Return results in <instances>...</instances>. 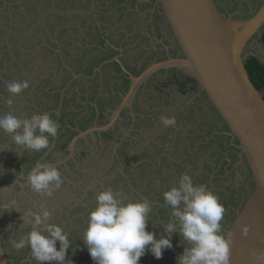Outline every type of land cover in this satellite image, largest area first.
I'll return each mask as SVG.
<instances>
[{"label":"rangeland","instance_id":"1","mask_svg":"<svg viewBox=\"0 0 264 264\" xmlns=\"http://www.w3.org/2000/svg\"><path fill=\"white\" fill-rule=\"evenodd\" d=\"M25 1L0 0V42L2 41L0 45L5 44L7 46L6 51L9 50V47L10 49L13 47V37L19 33L17 29L28 26V23L37 16L32 11L27 10L28 6L25 4ZM68 1L67 8L65 7L61 10L58 4L59 0H56L51 5L52 7L45 8L46 10L42 14L45 15L55 9L61 14H69L70 11L84 12L89 17L87 20L89 23H92V29L96 34L90 37L85 36L86 39L84 41V37L81 36H84V32L86 34V27L76 25L80 27L79 31L72 32L74 38L78 37L77 40L76 38L73 40V50H79L78 53H81V55H83V50L89 47L90 49L99 48V50L94 49L91 53H88L91 57L94 55L100 57L105 53L108 54L109 51H107L106 45L111 43L115 46V50H120L119 58H129L138 73L152 62L166 59L168 55H177L179 51L159 0ZM216 1L220 4L223 12L240 18H246L254 14L264 2V0ZM129 2L131 7L126 8ZM81 3L84 5L68 10ZM158 3L160 6L156 7ZM39 4L42 7L44 6L43 2ZM132 4L136 9L138 7V9H133ZM15 6H17L16 9H14ZM154 6L158 17L154 16L152 12ZM31 7L29 6V8ZM129 12L132 13L129 14ZM30 30L25 32V34H28ZM101 30L104 32V35H102L104 38L103 43H100L97 33ZM137 30L143 33L142 36L135 35L134 32ZM64 33L61 32L59 38L62 36L61 40L70 39L69 35ZM146 35L149 36V40L145 38ZM8 37L11 40L9 44H7L9 40H6ZM136 41L141 44L144 43V45H137L138 48H136ZM21 42H24V39ZM68 46L64 47L59 42V50H63L62 48L66 47L70 49ZM73 50L62 54L66 62L69 60L66 58V54L70 55V59L76 58ZM251 54L257 56L264 63V26L254 35L244 50L246 58ZM7 56L0 62L4 66L3 71L14 63V60ZM111 60L112 58L95 69L93 76L86 74L85 70H87L88 64L82 65V63L76 61L75 65L67 67L66 65L57 63L58 69L56 68L55 61H52V65L55 67H47L42 62L43 74L41 75L43 78L47 74L48 77H52L53 79H50V83L59 84V74L62 71V66L71 72L72 77L66 86L60 92L59 89L56 90L59 92L57 95L59 98V108L56 110L59 111L60 107L65 106L67 112L71 111L73 113L77 111L79 116L84 115L86 112L89 114H94L95 112L97 115L94 125L106 124L116 109V106L113 107L115 103H112L110 95H112L113 91H116L115 87H121L124 83L123 74L108 67V63H111ZM21 65L23 66V63ZM175 68L177 70L174 67H169L167 70L160 69L154 72L138 87L131 101L132 109L127 110L125 115H121L122 118H120L122 120L118 123L120 126L116 129L111 128L110 135L105 137L99 138L96 132H93L81 138L79 140L81 142L78 143L73 155L69 154L70 146L67 149L62 148V142L64 141L62 134H68V132L65 133L66 127H64V131L59 129V135L54 139L49 138L51 143L50 149L47 148L34 162L26 163L25 160L32 156L35 151L15 144L11 134H9L10 141L2 145L4 136L7 133L0 130V168H2L0 170V234L10 264H38V261L32 257L29 247L17 250L12 246L11 241L19 240L30 231V225L23 223V213H26L29 209L38 211L41 205L46 206L51 211L52 217L50 222L62 226L69 236L71 245L67 249L65 264H87L84 258L85 256H89V251L82 238L87 228L86 223L88 222L90 209L96 204L95 197L90 194V190L94 191L97 188L105 189L109 187V184H112L114 175L113 164H115L116 157L120 156V149L126 137L129 136L136 139L138 135V138L141 137L143 139V144H148L153 141V137L156 134H159L158 132L161 128L166 129L160 120L162 115H166L169 118L174 117L176 121L175 126L180 131H174L169 135V138L161 134L165 140V154L169 157V172L167 173L166 170L167 165H164L165 167L162 172L158 174L152 173L149 179L142 180L138 178L135 183L131 184L134 187L135 185L139 186V188L134 189L139 193L136 199H148L152 204L147 229L155 232L157 238L161 235H167L163 224L169 221L171 209L166 205L163 193L178 183L181 174L188 173L196 184H206L217 195L224 207L221 226L222 233L226 235L237 212L242 208L254 187L253 175L245 159H242L240 156V150L236 146V141L226 132L227 130L220 129V126H214L210 131L209 123L203 124L201 122L209 121V118H213L216 113H211L206 108L201 109L197 105V103L200 106L205 105V101L200 100V98H206V95L201 92L200 88L194 91L189 90L186 93H182L181 91L179 93L176 90V76L183 79L182 77L187 73L182 68ZM9 69L10 75L9 77H5L4 80L6 81L0 80L5 85L0 90V95L6 94V85L12 82L8 80L14 78V74H12L14 70L10 67ZM49 73H53L54 77L49 75ZM32 74L34 78L35 74ZM19 76L21 79L23 78L22 72H20ZM57 92L54 93V96H56ZM121 92L123 93L120 98L126 94V91L121 90ZM101 95L104 96L103 101L107 104L104 110V112L107 111L106 118L102 121L98 114L100 110H97V107L100 106L99 96ZM31 97L24 94V97L19 98L17 95V99L15 96L12 99L15 103L17 100L21 101L23 99L24 104H27ZM136 105L139 108L137 112H135L133 107ZM188 107L193 108L197 116L200 110L207 111V114L199 116L195 122H191L183 118V113L187 111ZM11 108L13 112L14 107H9V105L2 107L0 105V110L5 109L6 111H10L9 109ZM31 112H33L32 114L42 113L41 107L32 105ZM13 114L20 117L19 114ZM58 114L60 115L59 112ZM143 118L147 119V121L139 123V120ZM55 120L58 123V119L55 118ZM198 124H201L200 129L197 128ZM202 124L203 128H206L204 132ZM195 128L198 129L199 133H202V136H198L199 139L195 140V146L191 148L192 143L188 130H194ZM135 131L137 132L136 136ZM195 134L193 132L192 136H195ZM169 139L172 141L167 142ZM177 142H179V146L175 145ZM205 143L207 144L205 145ZM58 144L60 147L56 148ZM168 145L172 146L169 147ZM16 148H18L19 152L16 151ZM168 149L173 150V152L169 153ZM83 151L85 154H81ZM17 155H20L23 163L18 162V159H16ZM173 161L176 163L174 164ZM38 162L52 164L62 174L64 182L60 189L54 191L51 197L42 198L31 190L27 181L28 174ZM115 166L116 171L122 170L124 163L120 162ZM151 169H147L146 173L149 174ZM107 170H111L112 173L104 175V172L107 173ZM137 172L136 167L131 168L132 175H137ZM148 184H150V187L147 186ZM147 188L149 191L145 192ZM161 198L163 199L161 200ZM78 204H80L81 208L78 207L77 209L82 210L75 212L73 208ZM5 207L13 208L7 209ZM83 229L84 231H82ZM171 241L172 247L164 249L162 258L157 259L151 251H146V254L141 257L140 264H177V257L184 252L187 243L184 242L179 232L172 234ZM56 247L57 249L60 248L59 241H57ZM42 264H60V262L44 261Z\"/></svg>","mask_w":264,"mask_h":264},{"label":"clouds","instance_id":"2","mask_svg":"<svg viewBox=\"0 0 264 264\" xmlns=\"http://www.w3.org/2000/svg\"><path fill=\"white\" fill-rule=\"evenodd\" d=\"M28 86L26 81L6 85L13 95L20 94ZM6 103L11 107L14 101L9 98ZM160 120L165 127L176 123L174 117L166 115ZM58 128L57 121L47 112L24 118L12 112L0 115V130L11 134L15 144L32 151L49 148V138L57 136ZM27 181L31 190L42 198L51 197L64 182L56 166L42 162L31 169ZM163 198L171 212L169 221L163 224L167 235L157 238L155 232L147 229L152 211L148 199L132 200L127 193L111 187L98 191L82 238L96 264H140L146 251L160 259L164 249L172 247L171 237L175 232L187 242L184 252L177 257V264H230V241L222 233L221 226L224 207L206 184H196L188 173H183L176 185L164 191ZM51 217V211L44 205L38 211L27 210L22 219L30 225V231L11 244L17 250L29 247L38 264L44 261L65 264L71 245L69 236L62 226L50 222ZM248 231L247 227L243 228L245 235ZM253 255L256 260L264 261V252Z\"/></svg>","mask_w":264,"mask_h":264},{"label":"water","instance_id":"3","mask_svg":"<svg viewBox=\"0 0 264 264\" xmlns=\"http://www.w3.org/2000/svg\"><path fill=\"white\" fill-rule=\"evenodd\" d=\"M173 37L177 55L156 60L140 73L117 60L131 81L109 121L79 132L70 143L73 155L79 140L93 132L113 128L138 87L154 72L169 67L184 69L195 78L201 92L236 141L254 179V187L227 231L230 264H264L253 253L264 252V96L246 68L244 50L264 26V2L252 16L240 19L220 10L216 0H159ZM249 229L247 235L243 228ZM0 264H10L0 234Z\"/></svg>","mask_w":264,"mask_h":264},{"label":"trees","instance_id":"4","mask_svg":"<svg viewBox=\"0 0 264 264\" xmlns=\"http://www.w3.org/2000/svg\"><path fill=\"white\" fill-rule=\"evenodd\" d=\"M56 0H42L39 1L38 0H26L25 4L28 6L27 10L32 11V13L37 16L34 17V19H32L29 23L28 26L24 27V28H18L17 30L19 31L18 35L13 37L14 40V44H13V49L11 50H7L6 48L7 46L5 44L0 45V62H2L4 60V58L6 57V55H8L10 57V59L14 60L13 63V67L14 70H20L22 71L23 66L21 65L22 60L25 62V68L27 69L26 71L29 72H25V76H23V78H29L32 77V85L35 84L36 79H40V83L39 86H48V91L45 92L43 90L41 96L37 95L38 98H40V100L35 101L32 99L33 102H35L36 104H34L35 107H41V112H50L51 117L55 120V118H59V128H58V133H59V129H62L64 131V127H66V132H68V134H62V136H64V141L62 142L63 149H67V147L69 146V144L71 143L72 139L80 132V131H84L87 128H89L91 125L95 124V117H96V113L94 112L89 114V113H85L82 116H79L77 114V111H74L73 113L71 111H66V107L63 106L62 108L60 107L59 109V113L58 114L57 110L55 111V109L59 108V98H58V94L60 92L61 89H63L66 84L68 83L69 79L72 77L71 76V72L66 68L62 66V71L59 74V84H55V83H50V79L52 80V77H48V74L46 75V78L41 79L39 77V75L35 74V77L33 78V74L34 73V66L40 64L41 61L38 62V57H39V51L37 53H34V55L32 56V60H27L24 59L23 57L26 55L23 53V48H22V44L24 43L26 47L30 48L33 47L37 44H39V39L43 40L45 37H47V39H49V31L51 34L55 33V29L59 26V30L57 31L58 33L56 34V37L59 38L60 33L61 32H65L64 34H68L70 39L67 40H61L62 36L59 38V42H61L63 44V46L65 47L66 45L70 48L68 49L66 48H62L63 50L58 52H55V49L57 47L56 45H53V49L47 47V50L42 49L41 52V58L42 61L44 62L45 66L47 67H55L54 65H52V61L56 62V68H58L57 63H60V65H66L67 67H72L73 65H75L74 63L77 61L79 63H82V65L88 64L86 74L88 76H93L95 74V69H97L98 67L101 66L102 63H105L106 61L110 60L111 58H113L115 55L120 54V50L116 49L115 47L112 46L111 43H108L106 45L107 47V51H109L108 54H104L100 57H98V55H94V56H89L88 53H91L94 49H98L99 48H85L83 50V55H81V53H78V51H74L73 47H72V43L73 40L76 38V40L78 39V37H73L72 32L75 31H79L80 27L76 26V25H80L81 27H86V34L84 32V41L86 39L85 36H91L93 34H96L93 29H92V23H89L87 18V15L84 12H74V11H70L69 14H61L59 12H57L55 9L47 14H42V12L44 10H46L45 8H51L53 2ZM132 1H136V0H132ZM38 2V4H37ZM44 3V6L42 7V5H40L39 3ZM68 0H59V8L61 10H63L69 3ZM91 2V1H90ZM81 5H84L83 3L81 4H77L75 7H71L68 10H72L75 8L80 7ZM29 6H32L31 8H29ZM17 6L14 7V9H16ZM67 8V7H66ZM31 13V12H30ZM16 15V14H15ZM39 18V19H38ZM38 19V20H37ZM39 21H41L42 23L40 24ZM33 25V26H31ZM36 25V26H35ZM73 25V26H72ZM31 29V30H30ZM60 29L62 30L60 32ZM29 34H25V32L29 31ZM98 39L100 41V43H103L104 38L102 37V35H104V32L98 31ZM80 37V38H81ZM29 38H32V41L29 40ZM24 39V42H21V40ZM6 40L7 44L10 43V38L8 37ZM2 42V41H1ZM0 42V43H1ZM85 43V42H84ZM66 44V45H65ZM51 45V44H50ZM73 50V52L76 54V58L74 59H70V55L66 54V58L69 59L67 62L63 59L62 54L63 53H68L69 51ZM56 54H55V53ZM104 52V51H103ZM13 54H15V56H13ZM11 57H15V58H11ZM121 60L124 62L125 66L128 68V70H130L133 73L135 72V69L133 66H131L128 63V59L121 57ZM33 61V62H32ZM35 63V65L30 66L31 63ZM78 64V63H77ZM246 68L249 72V75L251 76L252 81L254 82L255 86L257 87V89L263 93L264 96V63H262L257 57L255 56H250L247 60H246ZM107 65V64H106ZM109 65V66H108ZM108 67L113 68L114 70L118 71V73H122L123 74V79H124V83L121 87H115L116 91H113L110 95V99L112 101V103H115L113 107H115L118 103H120V101L122 100V97L120 98L121 94L123 92H121V90L123 91H128L129 87H130V79L129 76L124 72V70L122 69L120 63L117 60H111V63H108ZM111 65V66H110ZM2 66V65H1ZM105 66V65H104ZM10 67V66H9ZM59 69V68H58ZM175 70H177L174 67ZM161 70H167V69H161ZM110 72H112L110 70ZM141 72V71H140ZM138 72V73H140ZM179 72V71H178ZM43 74V72H42ZM49 75L54 77L53 73H49ZM177 78V83H176V90H181V92H187L189 89L190 90H197L198 89V82L195 80V78L189 76L188 74L184 75V77H182L183 79H181L179 76H176ZM59 89V92H57L56 90ZM127 89V90H126ZM179 90V92H180ZM57 92L54 96V93ZM95 92V91H94ZM125 92V93H126ZM46 97V98H45ZM99 107H97V110L99 109V117L101 118V121L106 118V112H104V110L106 109V103L105 101H103L104 96H99ZM200 100H205V97H201ZM110 104V103H109ZM197 105L199 107H201V109L205 108L202 106H200L198 103ZM135 112H137L139 110L138 106H133ZM191 109V110H189ZM129 110L128 108L125 109L123 111V114H126V111ZM209 110H213L212 106H209ZM51 111H55V112H51ZM63 111V112H62ZM159 112V111H158ZM162 112V111H160ZM108 113L111 114L110 111H108ZM207 113V112H206ZM206 113H203L202 110L199 111V114L197 116V113L194 111L193 108H187V111L183 113V118L191 121V122H195L197 120V117H201L203 115H205ZM137 115H139V113H137ZM157 119V118H156ZM220 116L217 114L216 116H214L213 118H209V121H205L204 123H209V130L211 131L212 128H214V126H219L220 125ZM147 121V119L143 118L139 120V123H143ZM120 122V120L116 123V125L113 127L114 129L118 128L120 125L118 124ZM203 122V121H201ZM93 123V124H92ZM98 123V122H97ZM203 123V124H204ZM99 124V123H98ZM203 124H202V130L204 132V130H206V128H203ZM136 127V126H135ZM197 128L200 129L201 128V124L197 125ZM195 128L194 130H188V134L189 137L191 139V148H193L195 146V140L199 139L198 136H202V133L198 131V129ZM220 129L223 130H227V127L225 126V124H222L220 126ZM178 128L174 125V126H168L166 127V129H160L159 130V134H156L153 137V141L147 143H142V138L141 137H136L137 139L134 138H130L129 136L126 137V139L123 142V146L120 149V156L116 157L115 159V164H113V169H114V175H113V182L112 184H109V187L113 188L114 190H119L122 191L124 193H127L129 198L132 200H138L136 199V197L139 195V193L134 190L136 188H139V186L135 185L132 186L131 184L136 182V179H149L151 177L152 173H160L162 172L163 168L165 167L164 165H167L166 170L167 173L169 172L170 166H169V157L165 154V140L163 139V135L164 134L167 138H169L174 131H177ZM209 131V132H210ZM111 129L106 130V131H102L101 133L96 132V134L100 137H105L110 135ZM178 132H180L178 130ZM193 132H195V136L193 135ZM134 133H137L136 131ZM210 134V133H208ZM61 136V135H60ZM230 137V136H229ZM205 138V137H204ZM84 141V139H83ZM82 141V142H83ZM172 140L169 139L167 142H171ZM81 142V141H79ZM180 142V141H179ZM179 142H177L175 145L179 146ZM173 144V143H172ZM207 143H205L206 145ZM169 147H171L172 145H168ZM60 147V145L58 144L56 148ZM46 149L41 150L45 151ZM169 153H172L173 150H169ZM84 152V151H83ZM81 154H85L84 153ZM76 157V156H75ZM33 158V157H32ZM32 158H27L26 161L31 160ZM124 163L123 169L122 170H118L116 171V164L117 163ZM174 162V161H173ZM176 162H174L175 164ZM155 165V166H154ZM132 167H136L138 172L137 175H132L131 173V168ZM152 168L150 170V173L147 174L146 171L147 169ZM223 170V169H221ZM112 173L111 170H107V173L104 172L105 174H109ZM148 187H150V184L147 185ZM141 188V186H140ZM164 189V188H162ZM102 190L101 188H97L96 190L92 191L90 190V194L95 197L96 193L98 191ZM149 189H145V192H148ZM159 195V194H158ZM231 198V197H230ZM163 198H161L162 200ZM80 207V204H78L77 206H75L73 209L74 211H81L82 209L78 210L77 208ZM95 207V205L92 206V208L90 209V211ZM88 225V222L86 223ZM85 227V226H84ZM84 231V229L82 230Z\"/></svg>","mask_w":264,"mask_h":264},{"label":"crops","instance_id":"5","mask_svg":"<svg viewBox=\"0 0 264 264\" xmlns=\"http://www.w3.org/2000/svg\"><path fill=\"white\" fill-rule=\"evenodd\" d=\"M128 1H132V0H128ZM150 1V0H149ZM138 6V5H137ZM136 6V7H137ZM129 7H131L130 6V2L128 3V5H126V8H129ZM132 7H133V9H136L135 7H134V5L132 4ZM143 7V6H142ZM156 7H158V6H156ZM137 9H138V7H137ZM136 9V10H137ZM156 9H155V6H154V8H153V10H152V12L154 13V16H156V17H158V14L156 13ZM132 12H129V14H131ZM137 13H139L140 14V12L139 11H137ZM142 16V15H141ZM39 23L41 24L42 22L41 21H39ZM36 26V25H35ZM73 26V25H72ZM59 30V26L55 29V33L54 34H51L50 33V31H49V39H47V37H45L43 40H40L39 39V44H37V45H35V46H33V47H30V48H28V47H26V46H24L23 47V45H25L24 43L21 45L22 46V48H23V53L24 54H26L23 58L24 59H27V60H32V56L34 55V53H37L38 51H39V59H38V62L39 61H41L40 62V64H38V65H36V66H34V74H36V75H39V77L41 78V79H43V76L41 75L42 74V58H41V52H42V49H45V50H47V47H49V48H52L53 49V45H56L57 44V47L56 48H54L55 49V52H58V54H59V38H57L56 37V34L58 33L57 31ZM137 31H135L134 33H136ZM30 33V32H29ZM28 33V34H29ZM127 34V33H126ZM142 32H140V36H142ZM145 38L147 39V40H149V36L148 35H146L145 36ZM29 40H31L32 41V38H29ZM146 41V40H145ZM51 44V45H50ZM143 45H144V43H142ZM141 43H139V42H137L136 41V48H138L137 47V45H142ZM113 46V45H112ZM113 47H115V46H113ZM13 48H11L10 49V47H9V50H10V52H11V50H12ZM25 49V50H24ZM174 50V49H173ZM47 52H48V50H47ZM54 52V53H55ZM12 53V52H11ZM56 54V53H55ZM119 55V54H118ZM117 55H115L114 57H116ZM8 57V56H7ZM113 57V58H114ZM9 58V57H8ZM12 58H15V57H12ZM112 58V60H115V59H113ZM128 60V63L131 65V66H133L132 64H131V62H130V59L129 58H127ZM33 62V61H32ZM22 63H23V69H22V71H20V70H14V67H13V65H11L10 66V68L11 69H13L14 70V73H12V74H14V78H12V79H9L8 81H19V82H23L24 80H26V82L28 83V87L27 88H25V89H23L22 91H21V93L20 94H18V96H19V98L20 97H24V94L25 95H27L28 97H30V96H32V97H34V98H30L29 100H28V102H27V104H24V100L22 99L21 101H19V100H17V102L15 103H13V105L11 106V107H14V111L12 112V108L11 109H9L10 111H6L5 109H3V110H0V114L2 115V114H5V113H8V112H12V113H15V114H19L20 115V117L21 118H24L25 116H28V117H30L31 115H32V113L33 112H31V106L33 105L34 106V104H36L35 102H33L32 101V99L33 100H35V101H39L40 100V98H38L37 97V95H39V96H41V94H42V92H43V90L45 91V92H47L48 91V86H42V85H40L39 86V83H40V79H38L37 81H35V84H33L32 85V77H29V78H22L21 79V77L19 76L20 75V72H22V75L23 76H25V72H29V71H26L27 69L25 68V62L22 60ZM35 63H37V62H34V63H31L30 64V66H33V65H35ZM3 67L4 66H1V63H0V80L1 81H6V80H4L5 79V77H9V75H10V73H9V66L7 67V68H5V70L3 71L2 69H3ZM134 67V66H133ZM135 69V68H134ZM135 72H136V70H135ZM137 73V72H136ZM13 76V75H12ZM19 77V78H18ZM44 78H46V76L44 77ZM21 80V81H20ZM44 80V79H43ZM3 82H0V90H2L3 89V87L5 86V85H3ZM43 90H42V89ZM190 90V89H189ZM188 90V91H189ZM178 91V90H177ZM193 91V90H192ZM6 92V94L4 95H0V105H2V107H5L6 105H8L7 103H6V101L9 99V98H12V97H16V99H17V95H13V94H11L8 90L7 91H5ZM179 92V91H178ZM180 93V92H179ZM46 98V97H45ZM205 100H207L206 98H205ZM205 100H203V101H205ZM34 103V104H33ZM207 103L205 102V105L204 106H202V108L203 107H205L206 109H209V105H206ZM17 106H19V108H17ZM117 106V105H116ZM29 107H30V109H29ZM213 107V106H212ZM204 109V108H203ZM55 111H56V109H55ZM24 112V113H23ZM57 112H59V111H57ZM207 112V111H206ZM206 112H204L203 111V113H206ZM210 112L211 113H213V112H215L216 114H215V116L218 114L217 112H216V110L214 109V107H213V110H210ZM27 113V114H26ZM123 114V113H122ZM207 114V113H206ZM205 114V115H206ZM204 116V115H203ZM122 118V117H121ZM121 118H119V120L121 121L122 119ZM56 119H58V121H59V118H58V116H57V118ZM118 120V121H119ZM202 123H204V122H202ZM124 124H125V121H124ZM223 124V122H222V120L220 119V125L219 126H221ZM57 135H59V133H57ZM137 135V133H135V136ZM137 137H138V135H137ZM137 139V138H136ZM7 141H10V139H9V134L7 133V135L6 136H4V139H3V141H2V145H4ZM51 147V146H50ZM50 147H49V149H50ZM49 149H48V151H49ZM16 151H18L19 152V150H18V148H16ZM47 152V151H46ZM23 156H25L24 154H23ZM22 156V157H23ZM16 159H18V162H20V163H22V161H21V159H20V155H17L16 156ZM27 161L25 160V163H26ZM5 165V164H4ZM2 168H0V170H1ZM79 240V239H78ZM184 242L185 243H187L185 240H184ZM78 243H79V241H78ZM140 260H141V258H140ZM152 264H154V263H152Z\"/></svg>","mask_w":264,"mask_h":264},{"label":"flooded vegetation","instance_id":"6","mask_svg":"<svg viewBox=\"0 0 264 264\" xmlns=\"http://www.w3.org/2000/svg\"><path fill=\"white\" fill-rule=\"evenodd\" d=\"M261 5H262V4H261ZM261 5H260V6H261ZM159 6H160V5H159V3H158V7H159ZM218 6H219L220 10L222 11V8H221V6H220L219 3H218ZM260 6H259V8H260ZM259 8H258V9H259ZM258 9H257V10H258ZM257 10H256V11H257ZM256 11H255V13H256ZM255 13H254V14H255ZM252 15H253V14H252ZM252 15H250V16H252ZM250 16H248V17H250ZM248 17H246V18H248ZM236 18H240V17H236ZM240 19H245V18L243 17V18H240ZM259 31H260V30H259ZM259 31H258V32H259ZM140 32H141V31H138V30H137V32L135 33V35H139V36H140ZM256 34H257V33H256ZM256 34H255V35H256ZM250 56H255V55L251 54ZM250 56H249V57H250ZM249 57H247L246 60H247ZM255 57H257V56H255ZM257 58H258V57H257ZM258 59H259V58H258ZM259 60H260V59H259ZM260 61H261V60H260ZM261 62H262V61H261ZM20 81H21V80H20ZM25 81H26V80H24L23 82H25ZM179 90H180V89H179ZM179 90H178V91H179ZM180 91H181V90H180ZM182 93H186V92H182ZM206 99H207V100H205V102L207 103L206 105L212 106V104H211L210 101L208 100L207 96H206ZM43 152H44V151H42V152H40V151H35V152L33 153L32 156L28 157V158H32V157H33V158H32L31 160L27 161V162H34L35 160H37V159L41 156V154H43ZM25 157H26V156H25ZM22 163H23V161H22ZM85 259H86L87 264H96V261H94V260L91 258L90 253H89V256H87V257L85 256L84 260H85Z\"/></svg>","mask_w":264,"mask_h":264},{"label":"bare ground","instance_id":"7","mask_svg":"<svg viewBox=\"0 0 264 264\" xmlns=\"http://www.w3.org/2000/svg\"><path fill=\"white\" fill-rule=\"evenodd\" d=\"M12 42H14V41H12ZM91 126H94V125H91ZM81 132H83V131H81ZM69 154H70V151H69Z\"/></svg>","mask_w":264,"mask_h":264}]
</instances>
